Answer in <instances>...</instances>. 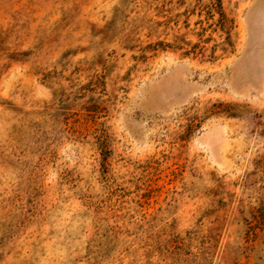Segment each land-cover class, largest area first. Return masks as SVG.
Returning <instances> with one entry per match:
<instances>
[{
    "label": "rangeland",
    "instance_id": "obj_1",
    "mask_svg": "<svg viewBox=\"0 0 264 264\" xmlns=\"http://www.w3.org/2000/svg\"><path fill=\"white\" fill-rule=\"evenodd\" d=\"M0 264H264V0H0Z\"/></svg>",
    "mask_w": 264,
    "mask_h": 264
}]
</instances>
